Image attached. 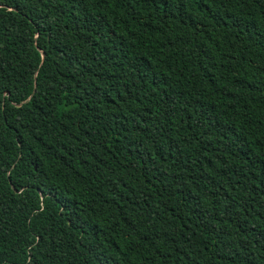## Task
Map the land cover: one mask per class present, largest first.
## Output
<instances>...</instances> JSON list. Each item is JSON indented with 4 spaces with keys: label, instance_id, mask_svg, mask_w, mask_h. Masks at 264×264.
<instances>
[{
    "label": "trees",
    "instance_id": "1",
    "mask_svg": "<svg viewBox=\"0 0 264 264\" xmlns=\"http://www.w3.org/2000/svg\"><path fill=\"white\" fill-rule=\"evenodd\" d=\"M0 264H264V0H0Z\"/></svg>",
    "mask_w": 264,
    "mask_h": 264
},
{
    "label": "water",
    "instance_id": "2",
    "mask_svg": "<svg viewBox=\"0 0 264 264\" xmlns=\"http://www.w3.org/2000/svg\"><path fill=\"white\" fill-rule=\"evenodd\" d=\"M36 168H37V166H36Z\"/></svg>",
    "mask_w": 264,
    "mask_h": 264
}]
</instances>
